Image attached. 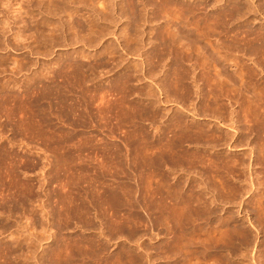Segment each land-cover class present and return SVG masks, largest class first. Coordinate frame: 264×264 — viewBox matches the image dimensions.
Listing matches in <instances>:
<instances>
[{
    "label": "rangeland",
    "instance_id": "1",
    "mask_svg": "<svg viewBox=\"0 0 264 264\" xmlns=\"http://www.w3.org/2000/svg\"><path fill=\"white\" fill-rule=\"evenodd\" d=\"M173 3L163 15L211 34L202 50L236 44L230 61L165 46L147 0H0L11 263L264 264V0ZM99 4L113 19L96 41L77 22Z\"/></svg>",
    "mask_w": 264,
    "mask_h": 264
},
{
    "label": "bare ground",
    "instance_id": "2",
    "mask_svg": "<svg viewBox=\"0 0 264 264\" xmlns=\"http://www.w3.org/2000/svg\"><path fill=\"white\" fill-rule=\"evenodd\" d=\"M149 3H151V6L153 7L152 8V16L154 17V19L155 20H158V21H163L162 22V24H160L157 28H159L158 29V31H159V35H160V33L162 32V31H160V29L161 28H164V30H165V27H168V30L166 29V32L167 33H165V35L163 34V33H161V36L162 35H164V36H162L163 38V40H164V45L165 46H172V47H176V46H180L181 47V49L183 50V49H187V50H189V51H191L190 53H192V54H196L195 56H197V57H201L202 55H203V50H207V51H205L206 53H209V56H211L213 59H215V60H217V62L219 61V62H221V61H226V60H228V61H230L229 59H230V55H229V52L230 51H233V50H231V47L233 46V48L234 47H236L235 45L236 44H234V45H231V44H226V43H224V42H222L221 40H218L217 39V41L215 42V44H213V43H210L209 44V42H208V44L206 43L205 45H207V48H206V46L203 48V50H202V48L201 47H198V45L197 44H199V43H201V42H203V39L205 38V36L207 35H205L204 36V34L200 31L199 32V30H198V28H195V27H192V26H190V23H188V21H187V23L186 22H184L183 23V15L182 14H179V12L177 13V14H173V13H167V12H165V14L163 15V13L162 12H164V7H165V5H167V6H169L170 5V3L172 2H180V1H182V0H147ZM18 3V2H17ZM100 3V2H99ZM59 4H60V2H59ZM58 4V7H62L61 5L62 4H60L59 5ZM173 4H175V3H173ZM16 5H18V4H16ZM99 5H101V9L99 10L98 9V11H100L98 14H101V19H95V18H92L91 20L89 19V20H85L84 22H82V21H76L78 24H79V26L81 27V28H88L89 29V32L92 34V35H95L96 37L95 38H93V39H96V41L97 40H99L102 36H103V31L105 30V28H109L108 26L106 27V25H102V24H100V20H101V23H102V21H103V24L104 23H106L107 21H109L110 20V16H111V18L113 19V15H110L111 13H113V10L111 11V13L109 14V13H107L106 12V10H107V7H103V5L102 4H99ZM128 5V4H127ZM138 5V4H137ZM137 5H135V4H133L132 6H133V8H136L137 9ZM141 6H146V2L144 3L143 1L141 2V4H140ZM139 5V6H140ZM22 7H20V4L17 6V9H16V13H17V18L19 19V24H20V21H21V29H26L25 27H27V25L28 24H30V23H33V22H31L30 20L28 21V20H23V14L25 13L24 11V13H22V9H21ZM133 8H131V9H133ZM144 8H146V7H144ZM144 8H143V10H144ZM164 8V9H163ZM238 10V7L237 8H235L234 7V10ZM110 10V9H109ZM135 10V9H134ZM133 10V11H134ZM142 10V11H143ZM181 10V12H182V10L183 9H180ZM197 10H201V8L200 9H197ZM239 10H241V8H239ZM63 11V10H62ZM194 11H196L195 9L193 10V14H194V16L196 15L195 14V12ZM65 12H66V10H65ZM109 12V11H108ZM233 13L235 12V11H232ZM137 13H139L138 11H137ZM141 13V12H140ZM183 13V12H182ZM235 13H237V12H235ZM235 13H234V15H235ZM238 13H240V15H242L241 14V12L240 11H238ZM134 14V13H133ZM163 16H162V15ZM25 15H28V16H31L29 13H25ZM24 15V16H25ZM244 15V14H243ZM96 17V16H95ZM102 17H104V18H102ZM237 17V16H236ZM25 18V17H24ZM109 18V19H108ZM162 18V19H161ZM27 19V18H26ZM136 19V18H135ZM153 19V18H152ZM160 19V20H159ZM137 20V19H136ZM134 21V22H136V23H134V24H139V22H138V20L137 21ZM74 21H75V19H74ZM30 22V23H29ZM37 24H35V27H34V29L36 28V30H39L40 28H42V35L45 33L44 31H45V29H44V27L46 26L47 27V23H45L44 21L43 22H36ZM107 24H108V22H107ZM31 25V24H30ZM138 26V25H137ZM163 26V27H162ZM165 26V27H164ZM32 27V26H31ZM137 28V27H136ZM19 29V28H18ZM20 30V29H19ZM41 30V29H40ZM109 30V29H108ZM108 30H106V31H108ZM163 30V29H162ZM106 31L104 32V34L106 33ZM165 32V31H164ZM59 33V29H56L55 27L54 28H51V27H49L48 28V38L49 39H51L52 41H58V40H61L60 38H61V35L60 34H58ZM22 32H21V30L20 31H18V33L16 34V36H15V38L16 39H18L19 41H23V39H24V37H22ZM90 34V35H91ZM157 34V35H158ZM210 34V33H209ZM208 34V35H209ZM208 35H207V37L206 38H208ZM211 35V34H210ZM44 37H46L47 38V35H43ZM105 36V35H104ZM103 36V37H104ZM134 36V35H133ZM140 36V35H139ZM138 36V37H139ZM161 36H158V37H161ZM138 37L135 35L134 36V38H135V40H136V38L138 39ZM212 37H214V36H212ZM134 38H132V40H134ZM127 39H129V38H127ZM126 39V40H127ZM185 39H188L190 42H189V44L188 43H186V44H183V41L185 40ZM132 40H127V41H132ZM134 40V41H135ZM100 41V40H99ZM137 41H141V38H140V40H137ZM136 41V42H137ZM215 41V40H214ZM204 42H206V41H204ZM203 42V43H204ZM210 42H211V40H210ZM129 43V42H128ZM164 45H162L163 47H165ZM167 47V48H168ZM166 48V47H165ZM165 48H163V49H165ZM166 48V49H167ZM236 48H238V47H236ZM107 49H110L109 47L107 48ZM170 49V48H169ZM164 51V50H163ZM186 51V50H185ZM188 52V51H187ZM205 52H204V55H205ZM149 54V56H150V58H157V60H158V62H156V64H159L160 62H162V61H164V59H165V55H163L162 54V50H160V49H158V47L156 46V47H154L152 50H151V53H147V55ZM189 55V54H188ZM190 56V55H189ZM191 57V56H190ZM227 57H229L228 59H227ZM197 61V60H196ZM216 62V61H215ZM195 63V62H194ZM238 67H241L240 66V64L239 63H236V62H234ZM261 63V62H260ZM258 63L259 64V66L261 67V64H263L264 65V62L263 63ZM234 65V64H233ZM262 65V67L264 68V66ZM241 70V69H240ZM239 70V71H240ZM241 76V78L243 79L244 78V76H243V73H242V71H241V74H240ZM221 76V75H220ZM239 77V76H238ZM239 77V78H240ZM226 78V77H225ZM224 78V79H225ZM223 79V80H224ZM229 79V78H228ZM224 83H225V80L223 81ZM241 82H244V80H242ZM239 83H240V81H239ZM226 84V83H225ZM244 84V83H243ZM246 89V88H245ZM3 135V134H2ZM2 152V151H1ZM104 172V171H103ZM4 174V173H3ZM5 175V174H4ZM107 175V174H106ZM2 176V175H1ZM6 177V176H5ZM1 188H6L7 186H6V182H4V183H2L1 185ZM0 188V189H1ZM3 191H6V190H3ZM5 193V192H4ZM77 194V193H76ZM3 195V194H2ZM5 195V194H4ZM3 195V197L5 198L6 196H4ZM92 196V195H91ZM1 198H2V196H0ZM89 198V197H88ZM93 198V197H92ZM3 199V198H2ZM1 199V200H2ZM5 199H7V198H5ZM4 199V200H5ZM3 200V201H4ZM77 200V199H76ZM97 200V199H96ZM2 201V202H3ZM5 202H6V200H5ZM5 202H3V203H5ZM100 205V204H99ZM103 205V204H102ZM87 206H89V205H87ZM86 206V207H87ZM96 206V205H95ZM97 207V206H96ZM88 208V207H87ZM88 212V211H87ZM102 212V211H101ZM90 214V213H89ZM87 215V214H86ZM100 215V214H99ZM0 216L1 217H3V219L2 220H0V264H14V263H11L10 261H12V260H10V256H9V251H11L10 250V244H9V240L10 239H12L13 237L11 236V235H8V236H6V234H7V232H8V229H9V226H8V221L7 220H5V213H1L0 212ZM103 217V216H102ZM73 218V217H72ZM1 219V218H0ZM85 219V218H84ZM91 219V218H90ZM95 219H97V218H95ZM70 221V220H69ZM101 221V220H100ZM99 221V222H100ZM47 222H49V220L47 221ZM108 222V221H107ZM53 223V222H52ZM55 223V222H54ZM83 223V222H82ZM102 223V222H101ZM89 227V226H88ZM104 227V226H103ZM100 228V227H99ZM50 230V229H49ZM51 231V230H50ZM10 232V231H9ZM11 234V233H10ZM52 235H54V234H52ZM56 235V234H55ZM58 236V235H57ZM60 236V235H59ZM101 236H102V234H101ZM12 237V238H11ZM55 238V237H54ZM60 238V237H59ZM61 239V238H60ZM59 239V240H60ZM83 239V238H82ZM13 240V239H12ZM59 240H57L56 239V241H59ZM62 241V240H61ZM55 242V241H54ZM15 243V242H14ZM101 243V242H100ZM56 244H58V242L56 243ZM103 244V243H102ZM11 245H14V244H12V241H11ZM100 245V244H99ZM12 247V246H11ZM86 247V246H85ZM14 248V247H13ZM12 249V248H11ZM85 249H87V248H85ZM94 249V248H93ZM101 250V249H100ZM99 250V251H100ZM78 251V250H77ZM87 251V250H86ZM105 251V250H104ZM19 252V251H18ZM21 252V251H20ZM84 252V251H83ZM83 252H81V254L83 253ZM84 254V253H83ZM99 254V253H98ZM102 254V253H101ZM100 254V255H101ZM75 255V254H74ZM85 255V254H84ZM87 255V254H86ZM90 255V254H89ZM88 255V256H89ZM95 255V254H94ZM99 255V256H100ZM103 255V254H102ZM12 256V255H11ZM93 256V255H92ZM98 256V255H97ZM104 256V255H103ZM81 257V256H80ZM83 257V256H82ZM101 257V256H100ZM99 257V258H100ZM12 258V257H11ZM89 258V257H88ZM94 258H96V257H94ZM105 258V257H104ZM80 259V258H79ZM86 259V258H85ZM103 259V258H102ZM114 259V258H113ZM15 260V259H14ZM82 260H84V258L82 259ZM81 260V261H82ZM98 260V259H97ZM16 261V260H15ZM93 262V261H92ZM95 262V261H94ZM102 262V261H101ZM19 263H21V262H19ZM18 263V264H19ZM83 263V262H82ZM97 263H99V260H98V262ZM21 264H23V263H21ZM87 264V263H86Z\"/></svg>",
    "mask_w": 264,
    "mask_h": 264
}]
</instances>
